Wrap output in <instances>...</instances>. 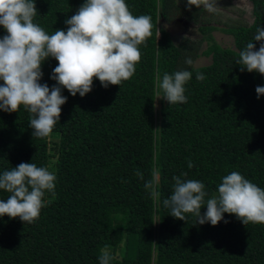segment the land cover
<instances>
[{
	"label": "trees",
	"instance_id": "1",
	"mask_svg": "<svg viewBox=\"0 0 264 264\" xmlns=\"http://www.w3.org/2000/svg\"><path fill=\"white\" fill-rule=\"evenodd\" d=\"M250 1L252 23L221 29L232 35L234 48L215 42L210 34L215 27H200L207 43L200 55L211 62L193 67L185 63V47L176 45L158 21L182 16L196 23L202 9L189 10L177 0H126L133 15H148L153 24L136 73L121 86L105 88L96 79L84 97L62 89L67 102L52 132L54 151L49 137H34L30 113L22 107L0 110V174L33 162L57 177L55 195L45 194L38 221L0 217V264H99L105 247L115 256L111 264H264V224L244 225L225 213L217 226L200 225L191 215L186 221L171 216L163 204L172 194L173 177L185 172L182 178L204 183L206 199L218 195L222 178L233 171L264 188V95L256 92L264 87V75L242 71L237 63L248 42L256 50L264 43L254 41L257 29L264 28V0ZM84 2L36 0L34 22L50 35L66 31L65 21ZM4 35L0 25V38ZM191 49L194 60L197 48ZM57 65L50 57L42 66L40 83L50 89L57 86L51 78ZM177 70L192 72L187 103L171 105L160 98L156 112V96H163L157 76L162 80ZM197 73L205 79L197 80ZM153 169L158 200L144 188ZM9 195L0 190V199Z\"/></svg>",
	"mask_w": 264,
	"mask_h": 264
},
{
	"label": "clouds",
	"instance_id": "2",
	"mask_svg": "<svg viewBox=\"0 0 264 264\" xmlns=\"http://www.w3.org/2000/svg\"><path fill=\"white\" fill-rule=\"evenodd\" d=\"M188 9L193 6L209 13L218 10V0H187ZM38 13L36 0H0V25L7 35L0 38V110L19 112L21 107L30 113L29 126L37 139L49 137L60 121L62 106L67 97L66 88L73 97L86 96L93 90L96 79L105 87L121 86L136 73L142 60L140 47L147 46L152 37L153 24L148 15H133L126 0H85L75 15L67 19V30L48 34L34 22ZM254 41L264 42V28H258ZM58 65L52 79L57 86L51 89L41 84L42 66L49 58ZM192 65L191 58L185 60ZM241 70L264 75V43L256 50L254 42H248L239 53ZM192 79L189 70L165 73L157 76L158 88L169 104L187 103L186 84ZM203 81L205 76L196 74ZM258 97L264 95V87L256 88ZM157 97V96H156ZM191 161L188 168L193 167ZM136 175L144 180V175ZM187 172L174 176L173 191L163 200L170 215L187 220L188 215L197 224L217 226L224 214L235 215L244 225L264 224V188L233 171L222 178L218 195L206 199L208 193L199 180L185 179ZM152 178L144 188L153 200H158V173L153 169ZM185 177V178H182ZM57 177L46 167L35 163H21L0 174V190L10 195L0 199V217L19 218L24 223H35L46 207L45 194L55 195ZM206 213L202 214V208ZM227 222V221H225ZM99 264H111L115 256L107 247L100 250Z\"/></svg>",
	"mask_w": 264,
	"mask_h": 264
},
{
	"label": "rangeland",
	"instance_id": "3",
	"mask_svg": "<svg viewBox=\"0 0 264 264\" xmlns=\"http://www.w3.org/2000/svg\"><path fill=\"white\" fill-rule=\"evenodd\" d=\"M177 3L188 7L187 0H177ZM218 10L215 13H209L204 10L197 15L198 21L196 23L186 21L184 17H176L171 23H166L164 20H159V26L165 28L171 35L176 45L184 48V60L190 58L192 54L191 47L197 48V55L194 58L192 66L199 67L208 65L211 62L210 56L200 55L207 47L206 41L203 39L204 34L200 27L203 25L213 26L210 34L213 36L215 42L223 48H234V39L232 35L223 32L221 29L232 25L250 24L253 21L252 3L250 0H218ZM200 11V9H199ZM191 45V47H190ZM188 47H190L188 49ZM156 97L155 109L156 112L161 107V101ZM57 137L55 135L49 136L50 151L55 150V143ZM54 169V161L51 160L50 170ZM124 255V243L116 252L118 259Z\"/></svg>",
	"mask_w": 264,
	"mask_h": 264
}]
</instances>
